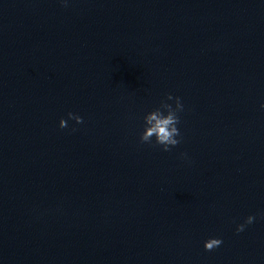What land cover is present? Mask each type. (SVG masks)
Listing matches in <instances>:
<instances>
[{"label":"clouds","instance_id":"1","mask_svg":"<svg viewBox=\"0 0 264 264\" xmlns=\"http://www.w3.org/2000/svg\"><path fill=\"white\" fill-rule=\"evenodd\" d=\"M61 3L65 7L67 6V0H61ZM173 99L175 100V107L167 102H161L160 107L144 116V130L140 134L141 143L151 144L152 138L155 137V144L162 146V150L168 152L181 142L180 139H177L181 135L177 125L180 123L179 113L184 110V105L180 97H173L171 94L167 95V100ZM261 107L264 108V105H261ZM67 117L69 120H74L76 124L83 123V118L75 113L69 112ZM67 126V120L61 118L59 127L63 129ZM72 130L75 131V128ZM254 220L255 216H247L244 223L237 225L236 232L244 231L246 225L252 224ZM222 243V239L211 237L204 242V248L206 251H212L221 246Z\"/></svg>","mask_w":264,"mask_h":264}]
</instances>
